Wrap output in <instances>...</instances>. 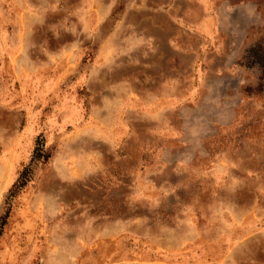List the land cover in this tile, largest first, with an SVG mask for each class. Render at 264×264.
I'll use <instances>...</instances> for the list:
<instances>
[{
    "label": "rangeland",
    "instance_id": "1",
    "mask_svg": "<svg viewBox=\"0 0 264 264\" xmlns=\"http://www.w3.org/2000/svg\"><path fill=\"white\" fill-rule=\"evenodd\" d=\"M264 0H0V264H264Z\"/></svg>",
    "mask_w": 264,
    "mask_h": 264
},
{
    "label": "trees",
    "instance_id": "2",
    "mask_svg": "<svg viewBox=\"0 0 264 264\" xmlns=\"http://www.w3.org/2000/svg\"><path fill=\"white\" fill-rule=\"evenodd\" d=\"M262 70H264V64L260 65ZM46 158L44 152L42 150H39L38 148H36L34 150L33 156L31 161L29 162V164L25 165L22 170L19 172V175L17 177V179L15 180V182L13 183V185L11 186V188L9 189V191L7 192V196H6V200L4 202L5 206V211L0 215V232L1 229L5 223V220L7 218L8 215V201L11 197H13V195L16 194V192L22 188L24 186V184L28 181L32 169H33V165H34V161H39V160H44Z\"/></svg>",
    "mask_w": 264,
    "mask_h": 264
}]
</instances>
